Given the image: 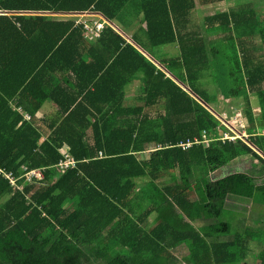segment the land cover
I'll list each match as a JSON object with an SVG mask.
<instances>
[{"label": "trees", "instance_id": "obj_1", "mask_svg": "<svg viewBox=\"0 0 264 264\" xmlns=\"http://www.w3.org/2000/svg\"><path fill=\"white\" fill-rule=\"evenodd\" d=\"M223 1L0 0V264L246 260L261 235L228 201L264 206V0L193 20ZM216 96L244 98L247 137L224 138Z\"/></svg>", "mask_w": 264, "mask_h": 264}, {"label": "rangeland", "instance_id": "obj_2", "mask_svg": "<svg viewBox=\"0 0 264 264\" xmlns=\"http://www.w3.org/2000/svg\"><path fill=\"white\" fill-rule=\"evenodd\" d=\"M226 5H228V4L226 3ZM216 9H217V6L216 7L215 6L205 7L203 9L197 5L196 6V12L193 14V20L195 22H198V23L202 22L206 16H209V15H211V13H214L213 11ZM74 19H76V18H74ZM83 19L85 20L87 18H83ZM122 23H124V21ZM133 26H134V23L130 27H133ZM161 51L165 52V53H173L174 54L176 50L174 49L173 46L172 47L167 46V47H164ZM139 90H140V85H139V83H136V86L128 88V91H129L128 95L134 96L135 94H137V92ZM210 92L212 94L213 90H210ZM211 94H210V97H211ZM212 96H213V94H212ZM216 97H218V96H216ZM219 98H221L223 101L221 104V105H223V108H222L223 111L220 112V115L222 118V123L228 129V132H225L224 135H223V130H220V132L222 133L224 138L233 136V130H235L237 132L240 131L239 135L241 137H243V136L247 137L246 130L249 127V123H248V120H246V116H245L244 110H243L247 107L246 102L244 101V98L240 97V98H238V100H235V99L232 100L231 99L232 100V101L230 100L231 102H224V100L221 96L218 97V100H219ZM249 99H250V104H252L251 107L252 108L256 107L257 106L256 96L252 95L251 98H249ZM133 102H134V100H133ZM223 103H227V104L224 105ZM220 107L221 106H219V109H220ZM252 111L258 115L260 113V109H258V108H253ZM253 163H254V161L252 158L245 157L243 160L237 162L236 164H232V165H229L227 167H223L221 170H218L217 172H215L212 175V177H213V179H216V178H220L222 176H225V175H228L231 173H235L238 171L250 170L252 168ZM191 195L193 197H196V195L194 193H192ZM230 203L231 204H229V205L232 207V209L236 208L237 213L240 212L243 214V216L242 215L238 216V219H241V221H242L243 227L246 225L247 219H264L263 213L260 212L261 210H259L260 208L258 209L255 206H253L252 209L245 208V209H247V211L245 212L243 210V208H240V206L238 205L237 202L232 201ZM241 207H243V206H241ZM230 220H232V219H230ZM178 252H179L178 253L179 255H182L184 253V251H182V250H179ZM182 264H186V263L182 262Z\"/></svg>", "mask_w": 264, "mask_h": 264}, {"label": "crops", "instance_id": "obj_3", "mask_svg": "<svg viewBox=\"0 0 264 264\" xmlns=\"http://www.w3.org/2000/svg\"><path fill=\"white\" fill-rule=\"evenodd\" d=\"M251 2H252V0H224L223 2L219 3L218 5H214L215 7L217 6V9L214 10L213 12H216V11H222V12L223 11H228V9L231 8V7H236L237 5H242V4H249ZM226 3L228 5H226ZM199 7H201V6H199ZM208 7H210V6H208ZM201 8L204 9L205 7H201ZM256 10L259 11L260 13H263L264 12V3H262L259 7H257ZM255 49H259L260 50V52H258L260 60L264 61V46H263V43L260 40L256 42ZM251 96H250V98H251ZM223 100H224V98H223ZM230 100H226V101L224 100V102H231L233 99L231 101ZM235 100H238V98L235 99ZM219 101H220L219 106H221L220 109H219L220 110L219 112H222L223 111L222 110L223 105H221V104H222L223 101H222L221 98H219ZM256 101H257V106L253 107V108L260 109V105H259V102H258L257 98H256ZM223 104L226 105L227 103H223ZM250 105H252V104H250ZM55 110H57L56 105L54 103H52V102H47L43 106V108H41L40 112L38 113V116H43L45 114H49L50 112L55 111ZM260 111H261V109H260ZM246 133H247V131H246ZM140 157L141 158H145V154H141ZM236 163L237 162H234L232 164H236ZM263 179H264V176H263ZM232 201L237 202L238 205L240 206V208H243V210L245 212L247 211V209H245V208L252 209L253 206L257 207L258 209L260 208L259 210H261L260 212H262L263 216H264V206L255 204L249 198H245V197H231L229 199V201H228L229 204H231L230 202H232ZM145 206L146 205L144 204L142 207L144 208ZM241 206H243V207H241ZM228 207H230L229 209L234 211L235 216L237 218L240 215L243 216L242 213H240V212L237 213L236 212V208L232 209V207L230 205ZM155 216H156L155 214L149 216L148 221L149 222L152 221L155 218ZM237 220H240L239 224L242 226L241 219H237ZM206 224H207V222L205 221V219H202V220H199V221L196 222V227L197 228H203L204 226H206ZM243 230L244 231H247V230L249 231L250 230V231H253L255 233L260 234L261 236H259L258 239L252 240L249 243L250 245L247 248V252H246L247 258H246V260L244 262H242V263L237 262V263H230V264H260V257L262 255V253L264 252V219H247L246 225L244 226ZM182 251H184L183 254L187 253V249L186 248H183Z\"/></svg>", "mask_w": 264, "mask_h": 264}, {"label": "built area", "instance_id": "obj_4", "mask_svg": "<svg viewBox=\"0 0 264 264\" xmlns=\"http://www.w3.org/2000/svg\"><path fill=\"white\" fill-rule=\"evenodd\" d=\"M76 19H77V22L78 23H85L86 26H85V29H86V37H89L90 35H98L99 31L103 28L104 26V20L103 21H94L93 22V26H90L89 23L87 21H83V18L84 16L81 17V15H78V16H74ZM228 139L232 140V141H235L239 138H241V136L239 135V132L233 130V136H230V137H227ZM70 163V162H69ZM73 163V162H72ZM71 163V164H72ZM60 166L63 168V167H68V165L64 166V164H60ZM43 173L42 172H39V171H31L29 174H28V177L30 178L31 176H39V177H42ZM7 177L10 179L12 185L15 184V180L14 178L12 177V175H7Z\"/></svg>", "mask_w": 264, "mask_h": 264}]
</instances>
